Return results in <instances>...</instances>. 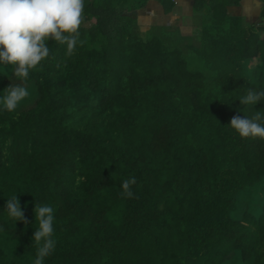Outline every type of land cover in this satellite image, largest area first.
I'll use <instances>...</instances> for the list:
<instances>
[{
  "label": "trees",
  "instance_id": "obj_1",
  "mask_svg": "<svg viewBox=\"0 0 264 264\" xmlns=\"http://www.w3.org/2000/svg\"><path fill=\"white\" fill-rule=\"evenodd\" d=\"M146 1L84 0L71 56L50 39L23 81L0 64V264H33L35 203L54 208L43 264H264V139L227 126L264 109L239 101L264 90V12L168 48L134 28ZM9 84L29 92L13 112ZM14 194L27 225L4 210Z\"/></svg>",
  "mask_w": 264,
  "mask_h": 264
},
{
  "label": "clouds",
  "instance_id": "obj_2",
  "mask_svg": "<svg viewBox=\"0 0 264 264\" xmlns=\"http://www.w3.org/2000/svg\"><path fill=\"white\" fill-rule=\"evenodd\" d=\"M84 0H0V64L13 65L14 76L26 80L29 72L49 56L48 41L51 39L66 45V55L71 56L79 40V29L83 23ZM2 98L3 108L15 111L20 102L29 96L21 85L9 84ZM242 105H256L264 101V90L252 88L239 98ZM241 138L264 139V109L255 111L251 117L235 115L229 125ZM135 177L124 179L121 196L133 198L132 185ZM4 210L15 223L27 225L17 194L6 200ZM37 227L32 236L36 245L33 264H43L55 249L54 208L47 204L34 206Z\"/></svg>",
  "mask_w": 264,
  "mask_h": 264
},
{
  "label": "crops",
  "instance_id": "obj_3",
  "mask_svg": "<svg viewBox=\"0 0 264 264\" xmlns=\"http://www.w3.org/2000/svg\"><path fill=\"white\" fill-rule=\"evenodd\" d=\"M194 12H198L196 17ZM201 12L202 14H200ZM262 12H264V0H147L141 8H138L136 16L139 22V27L137 28L141 29L142 35L149 33L158 26L167 25L170 28L171 26L177 27L178 30H181L182 35L186 36L193 35L194 30L199 29L200 35L197 40V43H199L201 38L205 37L201 36L202 27L208 24L215 25L214 21L213 23L211 21L206 22L203 25V13H205V19L208 20H211L216 13H220L222 21L227 23L224 28L230 26L228 32H232L233 29L245 26L246 28H252L250 22L253 18L250 16L252 13H259V17H261ZM238 15L246 20H240L241 22H239L238 19L232 20L229 18L238 17ZM228 20H230L229 23ZM216 25L219 28L222 27L221 25ZM188 28L193 30H188ZM21 244L22 240L19 239V246Z\"/></svg>",
  "mask_w": 264,
  "mask_h": 264
},
{
  "label": "rangeland",
  "instance_id": "obj_4",
  "mask_svg": "<svg viewBox=\"0 0 264 264\" xmlns=\"http://www.w3.org/2000/svg\"><path fill=\"white\" fill-rule=\"evenodd\" d=\"M198 12H194V15L195 17L197 16ZM202 14V12L200 13ZM222 15L220 13H216L215 16L213 18H211V20H208V19H205V13H203V25L204 23L206 22H209L211 21L213 23V21L215 22V24H218V25H221L222 27H224V25H227L226 22H223L222 21ZM259 19V18H258ZM259 22L262 23V25L264 26V19L263 18H260L259 19ZM196 25H198L197 22H195ZM136 27H139V22L138 20L136 19L135 21V24H134ZM171 28L167 25V26H158L156 28H154L153 30H151L150 32L156 37L159 39V41L161 43L164 44V46L168 47L166 45V42H167V39L168 37L170 36L176 43L177 42H184V39H187L189 36H186V35H182V32L181 30H179V32L177 33L176 30L174 31H171L170 30ZM184 29V28H183ZM188 30H193L191 28H188ZM142 34V31L140 29V32L138 34V36H140L141 39L143 38H146V35H141ZM200 35V30L199 29H195L194 30V34L193 35H190L191 36V40L192 41H195L197 42L198 40V37ZM253 42L257 45L258 44V49L259 51L261 52L262 50V43H264V31H262L259 35H256L253 39ZM169 48V47H168ZM193 56V53L191 50H188L186 51L184 54H183V57L185 58H192ZM259 62L258 60H254V62L251 63V65L254 67V65Z\"/></svg>",
  "mask_w": 264,
  "mask_h": 264
},
{
  "label": "water",
  "instance_id": "obj_5",
  "mask_svg": "<svg viewBox=\"0 0 264 264\" xmlns=\"http://www.w3.org/2000/svg\"><path fill=\"white\" fill-rule=\"evenodd\" d=\"M258 21H259V19H258Z\"/></svg>",
  "mask_w": 264,
  "mask_h": 264
}]
</instances>
